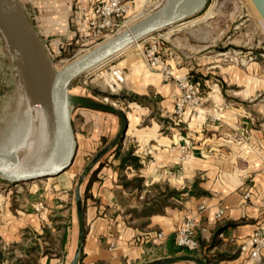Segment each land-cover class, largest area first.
Returning a JSON list of instances; mask_svg holds the SVG:
<instances>
[{
	"label": "crops",
	"instance_id": "0c3cea01",
	"mask_svg": "<svg viewBox=\"0 0 264 264\" xmlns=\"http://www.w3.org/2000/svg\"><path fill=\"white\" fill-rule=\"evenodd\" d=\"M19 1L42 42L51 38L50 47L43 42L51 54L77 44L88 12L101 0ZM141 3L131 1L130 14ZM183 27L159 34H182ZM178 41H162L161 51L175 73L198 83L203 101L196 112L185 108L175 113L176 84L149 70L139 53L127 48L107 60L125 75L127 97L111 104L122 106L127 125L122 140L84 180V239L77 264H143L179 254L174 253L175 233L186 213L196 216L200 244L190 254L206 264H264V252L254 262L248 255L251 234L264 228V61L222 65L207 56L188 60ZM95 79L79 82L71 94L106 102L94 89L83 91L93 88L89 83ZM75 106L80 129L87 130L76 133V153L90 160L117 134L121 117ZM183 146H188L187 157ZM4 204L0 199V234L6 241H17L29 222L36 230L42 225L37 214L21 208L17 217ZM220 209L223 216L217 219ZM4 218L8 221L2 224ZM71 241L67 229L64 251ZM180 262L185 261L172 264Z\"/></svg>",
	"mask_w": 264,
	"mask_h": 264
},
{
	"label": "rangeland",
	"instance_id": "374dc122",
	"mask_svg": "<svg viewBox=\"0 0 264 264\" xmlns=\"http://www.w3.org/2000/svg\"><path fill=\"white\" fill-rule=\"evenodd\" d=\"M153 11L147 9L146 11L138 12L136 16L129 19L126 27ZM180 26H186L182 28L184 30L182 34L167 35L168 37H163L166 34H159L170 28ZM126 27L124 26V28ZM157 38H160V45H162V41H171V39L177 38L179 40L177 44L181 47L188 60H195L198 56H207L212 60H215L214 58L219 59V63L222 65L235 61L241 64V59L244 60L243 64H246L249 60L260 59L264 61V25L250 0H208L206 7L200 13L145 36L138 40L137 43H133L127 50L131 49L143 57L140 52L141 47L146 42ZM50 39H43V42L49 47L51 46L49 45ZM65 46H70V49L62 50L61 48L59 52L51 51L52 53L49 54L51 66L56 70L93 47H79L74 42ZM108 62L106 61L76 77L69 86V93H74L75 87L79 82L95 77L96 79L89 83L93 88L83 90L86 94L91 89H94L99 97H104L109 104L116 97L126 98L127 95L123 93V90L118 93H111L105 85L104 76L99 75L100 72L114 65ZM147 67L149 70L154 71L148 65ZM101 82L104 86L99 87L100 85L98 84H101ZM97 88H101V90ZM26 100L25 90L18 79L12 55L8 52L4 38L0 33L1 150L12 149L10 146V139H13L12 131L17 128L18 123H24L28 116ZM117 104L114 106L117 108L122 107L119 103ZM76 109L77 107L74 106L71 113L75 137L76 133H86L87 131L80 129ZM88 160L85 156L81 157L80 154L77 155L76 153L71 165L56 176L17 183L7 182L0 178L1 206H5V201L8 202L10 210L17 217L19 214L16 210L21 208L27 213L37 214L42 224L36 230L34 225L29 222L27 226L21 228L20 237L17 241H6L0 234V249L2 250L0 264H49L47 262L42 263L43 260L41 258L45 256L57 259L52 264H69L76 247L78 231L75 185L80 172ZM67 182H70V185H66ZM83 188L84 183L81 189L82 203ZM40 205L43 208L38 210ZM0 212L2 213V209ZM35 220L37 221V219ZM7 221L4 218L1 223L4 224ZM67 229L72 235V241L70 242V248L64 251L63 244ZM179 254H183V252ZM177 264L190 263L185 261Z\"/></svg>",
	"mask_w": 264,
	"mask_h": 264
},
{
	"label": "water",
	"instance_id": "95a60500",
	"mask_svg": "<svg viewBox=\"0 0 264 264\" xmlns=\"http://www.w3.org/2000/svg\"><path fill=\"white\" fill-rule=\"evenodd\" d=\"M208 0H164L153 12L100 42L56 70L51 66L40 36L19 0H0V33L12 55L18 79L29 97L34 118V139L17 152L0 149V178L17 183L56 176L67 169L76 154L77 140L71 121L72 108L82 105L121 117L117 134L84 166L75 185L78 219L77 240L69 264H77L83 246L84 217L81 189L87 174L124 136L127 121L123 111L103 101L69 93L71 82L97 67L134 42L200 13ZM264 22V0H251ZM190 261L206 264L190 253L176 254L143 264Z\"/></svg>",
	"mask_w": 264,
	"mask_h": 264
},
{
	"label": "built area",
	"instance_id": "2783aa9c",
	"mask_svg": "<svg viewBox=\"0 0 264 264\" xmlns=\"http://www.w3.org/2000/svg\"><path fill=\"white\" fill-rule=\"evenodd\" d=\"M131 1L133 0H101L95 3L88 12L87 23L83 31L77 37V45L79 47H91L102 42L119 32L124 26L126 27L129 19L136 16L138 12H143L147 9L153 11L159 8L164 0H142L140 9L136 13L130 14ZM159 39L157 38L146 42L141 47L140 52L150 69L159 72L163 80H171L176 84L179 95L175 100V113L181 114L185 108L196 112L203 101V95L198 83L188 74H178L172 70L171 65L167 62L161 51ZM103 72L105 85L111 93H118L123 90L125 80L123 70L113 65ZM187 147L183 146V157H187L189 154ZM146 192L151 193V190H147ZM245 196L249 197V193ZM40 208H43V206L40 205L38 210ZM222 216L223 210L220 209L216 212L215 217L219 219ZM196 231V216L191 213L184 214L175 233L177 246L190 251H197L200 244L196 239ZM157 236L162 237V232H158ZM249 242L248 255L249 259L254 262L264 252V228L254 230ZM245 249L246 247L242 246V250Z\"/></svg>",
	"mask_w": 264,
	"mask_h": 264
},
{
	"label": "bare ground",
	"instance_id": "6f19581e",
	"mask_svg": "<svg viewBox=\"0 0 264 264\" xmlns=\"http://www.w3.org/2000/svg\"><path fill=\"white\" fill-rule=\"evenodd\" d=\"M251 2V0H250ZM252 3V2H251ZM253 5V3H252ZM253 8L256 10L255 6L253 5ZM257 12V10H256ZM257 14L259 15V13L257 12ZM263 25H264V22L261 18V16L259 15ZM121 31V30H120ZM109 38V37H108ZM138 42V41H136ZM134 42V43H136ZM100 44V43H98ZM96 44V45H98ZM94 45V46H96ZM93 46V47H94ZM131 46V45H130ZM130 46L126 47L125 49L129 48ZM92 48V47H91ZM89 48V49H91ZM88 49V50H89ZM125 49H123L122 51H124ZM122 51H120L119 53H121ZM119 53H117L116 55H118ZM115 56V55H114ZM112 58V57H111ZM109 60V59H107ZM106 60V61H107ZM104 61V62H106ZM103 62V63H104ZM101 63V64H103ZM100 64V65H101ZM99 66V65H98ZM97 66V67H98ZM27 97V105H28V116L27 118L25 119L24 123H18L17 124V128L15 130H13L12 132V137L13 139H10L11 140V144L10 146L12 147V149H5L7 151H12V152H17L19 151L20 149H22L23 147L27 146L29 143H31L34 139V118H33V109H32V106H31V103H30V100H29V97ZM11 133V132H10ZM16 136V137H15ZM3 148V147H2ZM3 150V149H2Z\"/></svg>",
	"mask_w": 264,
	"mask_h": 264
},
{
	"label": "trees",
	"instance_id": "16d2710c",
	"mask_svg": "<svg viewBox=\"0 0 264 264\" xmlns=\"http://www.w3.org/2000/svg\"><path fill=\"white\" fill-rule=\"evenodd\" d=\"M90 180L91 178L89 179V181L87 182L86 186H85V190L86 188L88 187V185L90 184ZM179 252H183V253H193L195 251H190L188 249H185V248H182V247H176V249L174 250V253H179ZM0 260H2V250L0 249Z\"/></svg>",
	"mask_w": 264,
	"mask_h": 264
}]
</instances>
